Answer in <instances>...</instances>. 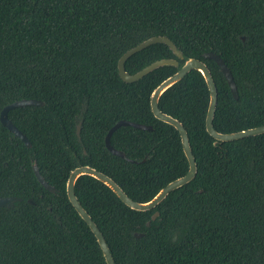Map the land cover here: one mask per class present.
Here are the masks:
<instances>
[{"label":"trees","instance_id":"trees-1","mask_svg":"<svg viewBox=\"0 0 264 264\" xmlns=\"http://www.w3.org/2000/svg\"><path fill=\"white\" fill-rule=\"evenodd\" d=\"M156 35L183 59L151 44L125 61L129 74L161 58L179 66L198 58L217 88L214 129L264 124V0H0V110L20 99L44 102L8 111L30 147L0 123V196L21 198L0 206V264H106L66 196L77 166L105 173L139 202L186 173L178 131L149 104L177 68L161 66L132 83L117 72L127 49ZM208 51L230 70L236 99L216 63L202 57ZM208 99L194 69L159 97V109L186 129L197 171L154 208L132 210L100 181L76 180L75 195L115 264H264V133L215 141L205 130ZM118 120L152 127L121 126L110 137L135 162L105 147ZM32 161L54 192L37 181Z\"/></svg>","mask_w":264,"mask_h":264},{"label":"water","instance_id":"water-1","mask_svg":"<svg viewBox=\"0 0 264 264\" xmlns=\"http://www.w3.org/2000/svg\"><path fill=\"white\" fill-rule=\"evenodd\" d=\"M155 43H163L169 47V49L172 51L173 55L177 59H183L182 52L177 49V47L174 45V43L167 37L163 35H156L151 36L137 45L127 49L118 59L117 61V72L120 79L126 83H132L137 81L138 79L142 78L147 73L151 72L152 70L161 67V66H173L176 67L177 70L172 75L168 76L164 80H162L151 92L149 104H150V110L153 114V116L166 124H169L173 126L179 133L181 146L183 150V154L187 161L188 169L186 173L180 177H177L176 179L168 182L166 185L161 187L155 194L152 196L149 200L144 202H139L131 199L125 191L108 175L105 173L96 170L95 168L89 166V165H80L72 170H70L69 175L67 177L66 183H65V191L68 201L71 203L77 214L80 216V218L86 223V225L89 227L90 231L93 233L99 247L102 253V256L104 258V261L106 264H115L114 260L112 258V255L110 253V250L107 246V243L105 241V238L95 222L92 220L91 216L88 214V212L83 208L81 203L78 201L75 192H74V186L76 180L82 176V175H88L98 181H100L102 184L107 186L115 195L116 197L127 207H129L132 210L135 211H146L154 208L157 206L167 195L170 191L177 189L181 187L182 185L188 183L190 180L193 179V177L196 174L197 166L194 159V156L192 154V150L190 147L188 134L186 129L184 128L182 122H180L178 119L172 117L169 114H166L162 112L158 107V101L161 94L166 91L169 87L180 81L188 72L191 70H197L201 73L209 94L208 99V105L205 113V130L206 132L214 138L215 141L219 142H226V141H233L238 140L241 138L249 137V136H255L258 134L264 133V124L246 128L239 131H233L228 133H221L214 129L213 127V118L215 113V108L217 104V88L213 81V78L211 76V73L207 67V65L198 58L188 57L184 60L183 64L179 66V62L175 58H161L157 59L150 64L146 65L139 71L129 74L125 68L124 63L125 61L134 53L142 50L143 48L155 44ZM203 58L211 59L213 60L216 65L219 67L222 75L226 79V82L229 86V90L232 94V96L236 99L237 98V88L235 86V83L233 81L232 74L226 64L224 63L223 59L219 57V55L208 51L204 52L202 54ZM44 104L43 101L38 99H20L13 101L12 103H9L5 105L0 110V123L7 128L11 133H13L14 136H17L25 145L26 147H30L31 143L12 122L8 118V111L17 107H23V106H42ZM80 123L76 125V134H79V127ZM121 126H130L136 129L141 130H151V125H146L142 123H136L128 120H118L114 125H112L109 130L107 131L105 137H104V144L106 149L112 153L115 156L121 157L123 159H127L131 162H135L133 160H130L126 157L125 153L115 149L110 144V137L112 133L118 129ZM32 169L33 173L37 179V181L48 191L54 192L55 189L53 186L47 183V181L43 178V176L40 174L39 169L36 165L35 161H32ZM21 198L15 197V196H0V206L4 207H12L14 202L20 201ZM27 202L34 203L32 199H27ZM158 215V212L155 211L151 215V219H154ZM149 224V221L146 222V225ZM142 233H134L135 237L141 236Z\"/></svg>","mask_w":264,"mask_h":264},{"label":"clouds","instance_id":"clouds-1","mask_svg":"<svg viewBox=\"0 0 264 264\" xmlns=\"http://www.w3.org/2000/svg\"><path fill=\"white\" fill-rule=\"evenodd\" d=\"M176 238L175 237H173V240H175Z\"/></svg>","mask_w":264,"mask_h":264}]
</instances>
